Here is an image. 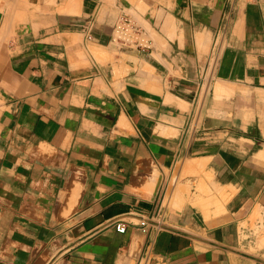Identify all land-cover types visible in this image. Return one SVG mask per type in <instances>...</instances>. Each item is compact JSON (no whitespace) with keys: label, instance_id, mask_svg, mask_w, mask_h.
<instances>
[{"label":"crops","instance_id":"0c3cea01","mask_svg":"<svg viewBox=\"0 0 264 264\" xmlns=\"http://www.w3.org/2000/svg\"><path fill=\"white\" fill-rule=\"evenodd\" d=\"M143 258L264 264V0H0V264Z\"/></svg>","mask_w":264,"mask_h":264},{"label":"built area","instance_id":"2783aa9c","mask_svg":"<svg viewBox=\"0 0 264 264\" xmlns=\"http://www.w3.org/2000/svg\"><path fill=\"white\" fill-rule=\"evenodd\" d=\"M114 30H115V34H116L117 39H119L121 42L127 43V44H130V43L131 44H138L137 43L138 35H139L138 27L136 25H134V23H132L128 19H125V18L120 19L118 21V23L116 24ZM219 54H220V45L218 43H215L213 45V48H212L211 53H210L209 71H208V74H207V77L205 79L204 84L201 85V89L203 90V93H202L201 99L198 98V100H201V103L203 100L204 92H207V90L209 88L211 78L213 77V74H214L213 73L214 69H215L217 61L219 59ZM138 224L141 228H143V230H145L146 225H147V221L141 219V220H139ZM115 230L118 233H124L126 231L125 222H119L118 224H116ZM141 264H146L145 258L142 259Z\"/></svg>","mask_w":264,"mask_h":264},{"label":"bare ground","instance_id":"6f19581e","mask_svg":"<svg viewBox=\"0 0 264 264\" xmlns=\"http://www.w3.org/2000/svg\"><path fill=\"white\" fill-rule=\"evenodd\" d=\"M199 196V195H198ZM201 197V196H200ZM213 198V197H212ZM216 198V197H215ZM173 199V198H172ZM202 199V198H201ZM200 199V200H201ZM217 199V198H216ZM168 200H169V198H168ZM200 200L199 201H197V202H200ZM208 202V201H207ZM181 203V202H180ZM202 203H203V201H201V205H202ZM206 203V202H205ZM195 204V203H194ZM197 205H198V203H197ZM205 205V204H204ZM217 205V204H216ZM199 207H200V204L198 205ZM218 206V205H217ZM169 207V206H168ZM204 207V206H203ZM210 207V206H209ZM214 207V206H213ZM201 211V210H200ZM203 213L205 214H207V212H205V211H203Z\"/></svg>","mask_w":264,"mask_h":264}]
</instances>
